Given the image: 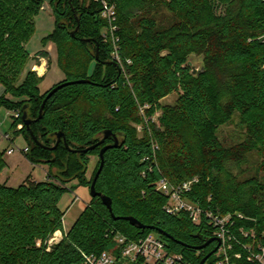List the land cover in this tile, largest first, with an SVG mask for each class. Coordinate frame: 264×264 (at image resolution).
<instances>
[{"label": "trees", "instance_id": "16d2710c", "mask_svg": "<svg viewBox=\"0 0 264 264\" xmlns=\"http://www.w3.org/2000/svg\"><path fill=\"white\" fill-rule=\"evenodd\" d=\"M105 1L114 7L110 23L100 0H49L56 27L47 39L56 43L66 76L58 84L88 81L65 84L46 99L41 118L30 123L36 142L23 124V107L36 119L57 84L41 92L33 70L20 77L43 0H0V105L19 112L12 124L23 125L25 158L48 167L41 181L27 175L16 187L0 182V264H85V254L111 250L116 233L137 240L151 232L170 252L199 264L217 241L197 246L217 238L215 228L205 216L194 224L183 211L169 214L168 197L156 189L162 178L172 186L196 178L185 198L214 215L231 216L230 261L261 264L247 257L264 246V181L244 175L243 165L257 152L258 170L264 171V0ZM159 9L164 12L158 20L153 12ZM191 56L201 59L198 69ZM172 93L173 104L160 103ZM235 113L244 137L225 146L217 129ZM105 130L118 138L116 146L112 136L102 140ZM109 144L95 189L110 198L111 212L100 197H90L64 230L61 197L73 180L89 188L99 151ZM3 154L0 175L7 166ZM91 155L97 164L86 178ZM127 216L154 229L141 230ZM57 230L60 240L47 248ZM220 258L217 250L204 264Z\"/></svg>", "mask_w": 264, "mask_h": 264}, {"label": "rangeland", "instance_id": "374dc122", "mask_svg": "<svg viewBox=\"0 0 264 264\" xmlns=\"http://www.w3.org/2000/svg\"><path fill=\"white\" fill-rule=\"evenodd\" d=\"M163 9H159L157 12H153V15L157 19L163 18ZM33 33L27 39L25 48L30 55V60L24 67L20 79L24 76L28 69H33L32 66L39 64L38 58L34 57V54L38 50H46L49 52L48 57L44 60L43 67L47 69L44 78H41L38 84L41 92L51 84L49 81L51 78L56 79L58 84L66 78L62 70L57 64V45L51 39H47V36L55 29V17L49 6V0H43L42 7L33 18ZM192 64L195 68L201 64V59L196 56H191ZM35 64V65H34ZM36 71V68L33 69ZM94 70V62L88 66L87 74H91ZM37 74V72H35ZM3 87L0 84V96L3 95ZM11 98L10 96H8ZM176 93H172L163 97L160 100L161 104H173L176 100ZM15 110L6 108L0 105V153H4L3 157L7 164L6 172L0 175V182H4L10 187H16L19 185L27 175L37 181L44 180L47 174V166L44 164H34L29 162L25 158V153L22 149L27 146V140L22 130V124L17 122L12 124L15 115ZM155 117V116H154ZM153 117V118H154ZM7 134L12 142L3 139V135ZM217 136L219 140L225 146L234 145L244 137V129L238 125L237 114L233 115V118L226 124L221 125L217 129ZM14 148L12 154H6L5 150L8 148ZM261 161V156L257 152H251L248 154V161L243 165L244 175L249 176L257 174L261 181H264V171L258 170V164ZM97 156L91 155L89 163L87 165L86 178H89L96 166ZM90 200L89 189L84 185H78L76 180L69 182L67 190L61 197L58 206L64 211L63 216V229L68 230L80 211L85 207L86 203ZM153 235L158 236L157 233L151 232ZM215 264H218L216 262Z\"/></svg>", "mask_w": 264, "mask_h": 264}, {"label": "built area", "instance_id": "2783aa9c", "mask_svg": "<svg viewBox=\"0 0 264 264\" xmlns=\"http://www.w3.org/2000/svg\"><path fill=\"white\" fill-rule=\"evenodd\" d=\"M103 11L102 17L108 19L109 23L114 20L115 12L114 7L108 5L105 0H100ZM115 26L111 25V31L115 30ZM105 39L107 38L104 35ZM112 38V37H111ZM115 43V40H113ZM114 58L118 60L117 53L114 52ZM14 117H19V112H15ZM139 130L140 127L137 126ZM3 139L12 142L7 134L2 136ZM23 153L27 151V147L22 149ZM14 148L10 147L5 150L6 154H12ZM196 181V178L186 180L177 186L170 185L164 178L159 179L156 182V189L168 197V203L165 205V209L169 214L175 215L179 212H185L188 214L192 223L199 224L202 217L205 216L209 219V223L215 228L214 236L220 241L219 252L222 254L217 262L218 264H235L230 261L228 250L231 249L232 235L228 232L227 225L230 223L231 216L227 215H214L208 210H202L197 205L191 203L185 198V193L190 188L192 182ZM246 233H244L245 235ZM61 231H55L45 242L46 245L51 246L61 238ZM116 245L108 251H103L99 254L90 253L85 254V264H189L187 263L180 253L170 252L164 243V241L152 233L147 234L143 238L137 240H130L120 233H116L114 236ZM37 241V245H39ZM119 253V257H117ZM235 257H239V254H234ZM247 259L249 261L256 260L257 262L264 264V246H260L257 252L249 253Z\"/></svg>", "mask_w": 264, "mask_h": 264}, {"label": "water", "instance_id": "95a60500", "mask_svg": "<svg viewBox=\"0 0 264 264\" xmlns=\"http://www.w3.org/2000/svg\"><path fill=\"white\" fill-rule=\"evenodd\" d=\"M76 29H77V27L74 28V29L70 32V34H71L72 37L75 36ZM95 58H96V59L98 58L97 52H96V54H95ZM195 71H196V69L194 68V69H193V72H195ZM86 81H88V80H87V79H86V80L83 79V80H77V81H71V82H63V83H61V84H57L55 87H53V88L47 93L46 97L44 98V100H43V102H42V104H41V106H40L39 114H38L37 118L34 119V120H32V119H30V118L27 117L26 111L24 110V109H25V106L23 107V112H22V116H21V118H22L23 124L25 125L26 130L30 133V135L32 136L33 140H35V141L37 142L36 138H35L34 135H33V132H32L31 129H30V123H31L32 121H36L37 119H40V118H41L42 109H43V106H44V103H45L46 99H47V98H48L53 92H55L58 88L62 87V86L65 85V84L75 83V82H86ZM61 136H63V135H62V133H60V132L56 134L57 143H58V141L60 140ZM109 136H112V133H111L110 130H105V131H103V138H102V140L105 139V138H107V137H109ZM112 138H113V144H112V145L116 146V145L118 144V138H117L116 136H114V135L112 136ZM94 146H95V145L91 146L90 148H92V147H94ZM109 146H111V145H110V144H109V145H106V146H104L103 148H101L100 151H99L100 163H99V166H98V168H97V170H96V172H95V174H94V177H93V179H92V181H91V183H90L88 189H89L90 197H91V198H93V197H100L101 202H102V203L108 208V210L111 212V200H110V198H109L108 196H106V195H104V194L98 192V191L95 189V182H96V179H97V177H98V175H99V173H100V171H101V169H102V166H103V156H102V155H103V152L105 151V149H106L107 147H109ZM114 218L117 219L116 217H114ZM123 219L127 220L131 225L136 226L137 228H139V229H141V230H144V229H146V228H147V229H154L152 226H146V225L142 224L139 220H137L135 217H132V216L123 217ZM212 241H217V244L215 245V247H214L212 250H210V251H209V252H208V253H207V254H206V255L200 260L199 264H204L205 261L209 258V256L212 255L213 253H215V252L218 250V248H219V246H220V241H219L218 238L213 237L212 239L207 240V241L204 242L203 244L197 246V249H202V248L206 247V246H207L210 242H212Z\"/></svg>", "mask_w": 264, "mask_h": 264}, {"label": "crops", "instance_id": "0c3cea01", "mask_svg": "<svg viewBox=\"0 0 264 264\" xmlns=\"http://www.w3.org/2000/svg\"><path fill=\"white\" fill-rule=\"evenodd\" d=\"M47 53L49 54V52L47 51ZM34 57H36V58H38V60H39V64H34L35 66H32V68L33 69H35L36 68V71H34L33 69V71L34 72H37V75L39 76V77H41V78H44L45 77V75H46V72H47V69H45L44 67H43V62H44V60L48 57V55L46 56V57H44V56H37V55H34ZM39 68H41V70L39 69ZM57 82V80L56 79H53V78H51L50 79V81H49V84H51V85H49L48 87H47V89H49L52 85H54L55 83ZM47 89H45V90H47ZM41 91V90H40ZM44 91V90H43ZM30 175V174H29ZM31 176V175H30ZM61 235H62V232H61Z\"/></svg>", "mask_w": 264, "mask_h": 264}, {"label": "bare ground", "instance_id": "6f19581e", "mask_svg": "<svg viewBox=\"0 0 264 264\" xmlns=\"http://www.w3.org/2000/svg\"><path fill=\"white\" fill-rule=\"evenodd\" d=\"M41 70V68H39Z\"/></svg>", "mask_w": 264, "mask_h": 264}]
</instances>
